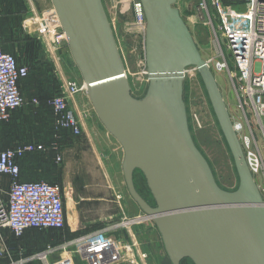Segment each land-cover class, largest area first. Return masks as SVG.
<instances>
[{"label":"water","instance_id":"95a60500","mask_svg":"<svg viewBox=\"0 0 264 264\" xmlns=\"http://www.w3.org/2000/svg\"><path fill=\"white\" fill-rule=\"evenodd\" d=\"M99 121L124 151L122 171L131 198L153 220L172 264H264V207L215 80L174 7L176 0H140L145 16L149 87L133 98L101 0H50ZM196 68L222 129L239 186L220 189L195 147L182 102L183 77ZM142 172L155 202L136 191Z\"/></svg>","mask_w":264,"mask_h":264},{"label":"rangeland","instance_id":"374dc122","mask_svg":"<svg viewBox=\"0 0 264 264\" xmlns=\"http://www.w3.org/2000/svg\"><path fill=\"white\" fill-rule=\"evenodd\" d=\"M101 1L123 62L129 93L133 98L141 99L146 94L150 83L149 75L145 67L144 44L142 40L134 34L135 30H131L130 26V23L134 20V0ZM198 2L199 0H176L174 7L178 10L181 19L188 28L201 58L207 63L229 115L230 123L242 153H245L246 149L243 138L247 132L246 130H236L235 128L238 123L242 122V119L236 107V99L230 88L229 79L226 72H218L214 68V62L220 58L218 40L222 45V52L230 65L229 54L225 49L226 41L220 36V33L215 34L214 27L218 17L216 12L209 11L213 25L205 26L202 22L203 19L200 18L201 16L196 9ZM233 11L240 12L241 9L235 6ZM15 28H17L20 33L18 38L21 39V42L23 40V42L22 44H18V54L16 55L13 53V55L18 62L23 59L24 64L28 68V77L25 81L27 96H29L30 93L36 94L37 92L40 95L43 91L47 93L49 89L55 87L56 83H58L57 79H64L63 82H59L60 89L57 95L60 94L65 79L74 78L77 79L79 83L82 82L80 73L71 58L68 48H60L54 52L58 62H51V57L48 54L49 43L51 45L53 44V35L59 32L61 28L50 0H0V30L3 41L10 43L12 38L15 39V33L12 31V29L15 30ZM65 56L70 61L74 71H65ZM60 57H62L63 60L62 58L60 59ZM28 61L29 64H27ZM207 61H211V63ZM57 67L61 70L57 71ZM182 77V102L184 104L187 126L192 141L197 150L207 161L216 185L226 192H234L239 186L238 174L224 134L211 105L206 86L202 80L203 78L200 72L194 67L187 68ZM51 82L53 86H51ZM77 96L79 109L76 111L75 115H77L79 121L81 119L87 126V135L90 137V135H93V126L97 122H101L95 113L89 96L86 93V89ZM38 109L40 114L35 118V121H37L39 125L38 128L41 129L39 132L41 144L47 146L45 154L40 159L45 158L46 161L50 160L52 168V170H50L51 179H47V181L58 184L61 189L65 191L64 208L70 215L75 207V203L79 201V198H89L91 191L94 192L97 189V180L87 181L81 179L79 181V179H75L71 173H68L65 174V181L61 185V176H59L60 166L63 165L64 167L74 156L68 153V151H64L63 164L60 151L65 150V146L61 145L62 139L60 134L56 133L54 129V116L52 110L48 106L42 105L39 106ZM86 114L89 116L86 117ZM94 138L95 140L97 138L95 131ZM258 138L261 142L260 134ZM85 139V137L80 138V136L74 138L75 141H81L78 147L81 150L80 159L82 163L86 160L88 165H90L96 157L91 154L89 148L90 144L88 145ZM98 140L100 144L107 146V141L104 136L97 138V141ZM68 141L71 142L73 140ZM96 147H99L97 142ZM57 157L60 158V161L56 160ZM250 174L263 201L262 181H259L257 175L251 172ZM111 182H115L116 185L119 184L115 179L111 180ZM133 183L142 196L138 194L145 198L144 200L150 206L154 207L155 202L141 171L134 170ZM115 188L118 189L119 185ZM123 188L122 186V190L124 194H126V190ZM83 203L86 202L83 201ZM131 204L132 215L141 212L140 208L133 200H131ZM148 219V223L152 224L153 220L151 218ZM31 234L36 235L37 238L33 241V246L29 247L24 245L21 240ZM11 235L8 229L0 231V251L2 252L0 255V264H42L40 261H30L29 258L34 254L46 251L47 248L50 247L59 249L63 240V234L61 232L58 233L53 231H27L20 239H16L13 236L11 237ZM6 240L8 243H6ZM1 241L5 242L4 246L1 245ZM57 255L58 253L52 258L50 256V261H55L58 258ZM185 264L193 263L186 261Z\"/></svg>","mask_w":264,"mask_h":264},{"label":"built area","instance_id":"2783aa9c","mask_svg":"<svg viewBox=\"0 0 264 264\" xmlns=\"http://www.w3.org/2000/svg\"><path fill=\"white\" fill-rule=\"evenodd\" d=\"M235 6L241 11H233ZM196 9L205 26L213 25L209 11H215L218 16L215 15V34L220 33L226 41L230 65L218 40L220 58L214 62V68L226 72L232 84L242 119L235 128L247 132L243 138L246 149L243 156L250 172L262 181L264 197V0H199ZM133 11L131 30H135L134 34L144 44L146 22L140 0H134ZM52 42L53 52L68 48L61 29L53 35ZM27 76V66L18 64L12 54L2 50L0 31V122H9L11 114L28 103L20 87ZM83 91L85 85L82 82L69 78L65 79L60 94L47 100L56 133L68 130L72 136L81 134L79 120L71 110L68 98ZM30 104L37 106L39 102L33 98ZM41 151H44L42 145L31 143L0 150V176L9 178L7 189L0 187V231L8 229L17 239L28 230H63L65 227L66 210L61 187L44 180L22 182L19 179L18 160ZM56 160L60 161V158ZM262 205L264 207V199ZM55 253L58 258L50 261V256ZM133 256L132 243L113 238L106 229H101L77 238L69 246L47 249L29 259L42 264H76V257H79L85 264H115L129 261ZM141 257L145 259L147 255Z\"/></svg>","mask_w":264,"mask_h":264},{"label":"crops","instance_id":"0c3cea01","mask_svg":"<svg viewBox=\"0 0 264 264\" xmlns=\"http://www.w3.org/2000/svg\"><path fill=\"white\" fill-rule=\"evenodd\" d=\"M12 31L15 33V39L12 38L10 43L2 40V44L5 52L12 54L14 53L17 55L18 44H22L23 40L21 42V39L18 38L20 33L17 28H15V30L12 29ZM48 54L51 57V62H58V59L51 49L50 43ZM61 58L62 57H60V59ZM64 61L66 62L65 71L73 70L71 63L66 56L64 57ZM19 63L25 65L23 59ZM27 64H29V61ZM60 70L61 69L57 67V71ZM63 80L64 79H57L58 83H56L55 87L49 89L47 93L43 91V96L57 95L59 93L60 83L63 82ZM25 81L26 80L22 81V91L25 100L29 101L30 99L38 98V92L36 94L30 93V95L27 96ZM229 85L232 92L234 93L230 79ZM51 86H53L52 82ZM77 100V95L68 98L69 106L75 114L79 109ZM38 108L39 106L27 105L24 108L14 111L11 114L9 122L0 123L1 150L13 148L24 143L42 145L40 141L41 137L39 135L41 129L38 128L39 125L37 124V121H35V118L40 114ZM87 116L89 115L86 114V117ZM79 123L81 129V134L79 136L80 138H86V142H88V145L90 144L89 148L91 154L95 156L96 159L94 158L95 160H93L90 165H88L86 160L82 163V160L80 159L81 150L78 147V145L81 144V141H75L74 138L77 136H72L68 130H60L59 134L62 139L61 145L65 146V150L60 151L61 161L64 164V151H68V153L74 156V158L70 160L64 167L63 165L60 166V183L62 185L65 181V174L71 173L74 178L77 180L79 179V181L81 179L87 181H94L96 179L97 189L94 192L91 191L89 198H79V201L75 203V207L71 211L70 215L66 211L65 230L62 233L63 240L59 247L64 245L69 246L74 240L81 236L96 232L101 229H106L109 236L122 239L134 245V256L129 261H121L115 264H172L164 250L161 236L155 224L148 223L149 219L144 215L141 209L140 210L142 213L140 212L138 214L132 215L131 200L133 199L126 189L127 187L122 171V161L124 158L122 146L105 129L102 123L97 122L93 126V135H90V137L87 135V126L84 124V122L80 119ZM94 131L97 138L101 136L105 137L107 146L100 144L99 140L97 141V138L95 140ZM68 140L73 141L70 142ZM96 142L98 143L99 147H96ZM43 147L44 151L27 155L22 160H20V181L26 182L51 179L50 170H52V168L50 160L46 161L45 158L40 159L47 150V146ZM113 179L117 180L119 184L116 185L115 182H111ZM8 182V177L0 176V187L3 190L7 189ZM118 185L119 188L116 189L115 187ZM122 186L124 187L123 189L126 190V194H124ZM63 192L65 195L64 190ZM83 201L86 203H83ZM36 238V235L31 234L30 236H26L25 239L23 238L21 241H23L24 245L31 247L33 246V241L36 240ZM4 243L5 242L1 241V245L4 246ZM6 243H8L7 240ZM53 248L56 247H50L47 249ZM142 254H146L147 257L143 259L141 257ZM55 255L56 253L52 254L51 258ZM76 264L85 263L79 257H77Z\"/></svg>","mask_w":264,"mask_h":264},{"label":"trees","instance_id":"16d2710c","mask_svg":"<svg viewBox=\"0 0 264 264\" xmlns=\"http://www.w3.org/2000/svg\"><path fill=\"white\" fill-rule=\"evenodd\" d=\"M12 15H14V14H12ZM1 31V30H0ZM3 39H2V33H1V41H2ZM2 50L5 52V50H4V48H3V44H2ZM6 53H8V52H6ZM10 54H12V53H10ZM13 55V54H12ZM14 56V55H13ZM15 57V56H14ZM15 59H16V57H15ZM17 60V59H16ZM18 62V61H17ZM18 64H20L19 62H18ZM28 77V76H27ZM26 77V78H27ZM24 80H26V79H24ZM23 80V81H24ZM20 87H21V92H22V95H23V91H22V82H21V85H20ZM24 96V95H23ZM54 96H57V95H52V96H43V94H42V92L40 93V95L38 96V98H36L37 100H38V102H39V104L37 105V106H48L47 104H46V102H47V100L48 99H51L52 97H54ZM25 98V97H24ZM27 101V100H26ZM30 101H31V99L29 100V101H27L28 103L25 105V106H27V105H31L30 104ZM24 106V107H25ZM23 107V108H24ZM49 107V106H48ZM50 108V107H49ZM51 109V108H50ZM0 123H4V122H0ZM1 150V149H0ZM32 154H34V153H32ZM32 154H28V155H32ZM25 156H27V155H25ZM24 156V157H25ZM23 157V158H24ZM23 158H21V159H19L18 160V164H19V162H20V160H22ZM19 167H20V165H19ZM39 181V180H38ZM44 181H47V180H44ZM47 182H49V181H47ZM49 183H51V182H49ZM51 184H56V183H51ZM135 186V185H134ZM136 188V187H135ZM136 190L138 191V193L140 194V192H139V190L136 188ZM141 195V194H140ZM142 196V195H141ZM145 199V198H144ZM64 229H65V227H64ZM64 229L63 230H36V229H34L33 231H53V232H58V233H63V231H64ZM9 231V230H8ZM29 231V230H28ZM10 232V231H9ZM27 232V231H26ZM12 234V233H11ZM13 236V235H12ZM14 237V236H13ZM15 238V237H14ZM17 239V238H16ZM20 239V238H19ZM34 261H36V260H34ZM190 262V263H192L190 260H188V259H184V260H182L181 261V264H185V262Z\"/></svg>","mask_w":264,"mask_h":264},{"label":"bare ground","instance_id":"6f19581e","mask_svg":"<svg viewBox=\"0 0 264 264\" xmlns=\"http://www.w3.org/2000/svg\"><path fill=\"white\" fill-rule=\"evenodd\" d=\"M155 76H156V77H163V76H158V75H149V77H151V78H153V77H155ZM182 76H183V74H182V75H179V76H178V75L176 76V75H173V74H172V75H168V76H166V77H167V78H170V79H171V78L174 79L175 77H176V78H177V77H180V78H181Z\"/></svg>","mask_w":264,"mask_h":264}]
</instances>
